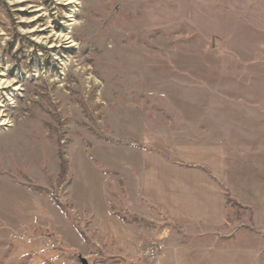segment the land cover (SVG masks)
I'll list each match as a JSON object with an SVG mask.
<instances>
[{"label": "rangeland", "instance_id": "obj_1", "mask_svg": "<svg viewBox=\"0 0 264 264\" xmlns=\"http://www.w3.org/2000/svg\"><path fill=\"white\" fill-rule=\"evenodd\" d=\"M72 1L0 0V264H160L218 244L134 200L127 162L264 142V0ZM224 194L225 229L254 233Z\"/></svg>", "mask_w": 264, "mask_h": 264}, {"label": "crops", "instance_id": "obj_2", "mask_svg": "<svg viewBox=\"0 0 264 264\" xmlns=\"http://www.w3.org/2000/svg\"><path fill=\"white\" fill-rule=\"evenodd\" d=\"M131 153L127 163L137 184L133 186L134 200L141 195L183 229L199 226L210 229L215 236L219 230L222 237L214 245L185 244L161 251L160 264H264V142L250 148L219 142L180 144L175 154L185 165L156 151L139 148ZM224 190L247 210L254 233L244 228L234 233L225 229ZM231 234L244 242H223ZM243 237L253 242L249 244ZM121 238V242H127Z\"/></svg>", "mask_w": 264, "mask_h": 264}, {"label": "built area", "instance_id": "obj_3", "mask_svg": "<svg viewBox=\"0 0 264 264\" xmlns=\"http://www.w3.org/2000/svg\"><path fill=\"white\" fill-rule=\"evenodd\" d=\"M145 255H146L148 258L154 260L155 257H157V248H156V247H153V246H148V247L146 248Z\"/></svg>", "mask_w": 264, "mask_h": 264}, {"label": "bare ground", "instance_id": "obj_4", "mask_svg": "<svg viewBox=\"0 0 264 264\" xmlns=\"http://www.w3.org/2000/svg\"><path fill=\"white\" fill-rule=\"evenodd\" d=\"M67 4H71V3H73V1L72 0H67V2H66ZM72 15V14H71ZM71 15H69L68 17H72ZM35 19V18H34ZM68 25V24H67ZM69 25H71V24H69ZM31 31V30H30ZM32 32V31H31ZM63 36H65L66 38H68L66 35H63ZM61 37V36H60ZM64 37V38H65ZM40 39H42V38H40ZM66 40V39H65ZM73 45V44H72ZM8 125H10L9 124V122L6 120V119H1L0 118V126H8Z\"/></svg>", "mask_w": 264, "mask_h": 264}]
</instances>
